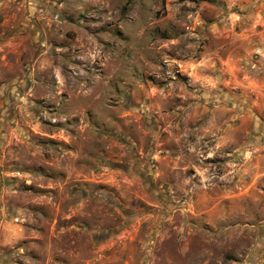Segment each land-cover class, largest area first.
<instances>
[{
    "label": "clouds",
    "instance_id": "9594fccd",
    "mask_svg": "<svg viewBox=\"0 0 264 264\" xmlns=\"http://www.w3.org/2000/svg\"><path fill=\"white\" fill-rule=\"evenodd\" d=\"M0 264H264V0H0Z\"/></svg>",
    "mask_w": 264,
    "mask_h": 264
}]
</instances>
